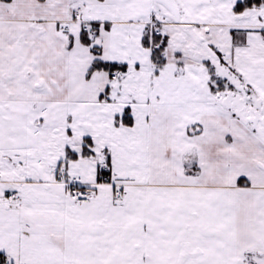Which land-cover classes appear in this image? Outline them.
<instances>
[{
  "label": "snow or ice",
  "instance_id": "obj_1",
  "mask_svg": "<svg viewBox=\"0 0 264 264\" xmlns=\"http://www.w3.org/2000/svg\"><path fill=\"white\" fill-rule=\"evenodd\" d=\"M0 264H264V0H0Z\"/></svg>",
  "mask_w": 264,
  "mask_h": 264
}]
</instances>
